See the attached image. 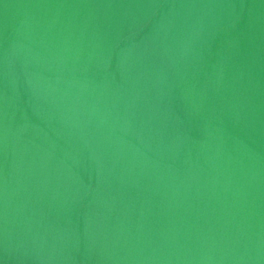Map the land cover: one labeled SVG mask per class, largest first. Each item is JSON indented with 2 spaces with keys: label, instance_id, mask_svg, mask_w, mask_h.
Returning a JSON list of instances; mask_svg holds the SVG:
<instances>
[{
  "label": "water",
  "instance_id": "95a60500",
  "mask_svg": "<svg viewBox=\"0 0 264 264\" xmlns=\"http://www.w3.org/2000/svg\"><path fill=\"white\" fill-rule=\"evenodd\" d=\"M0 264H264V0H0Z\"/></svg>",
  "mask_w": 264,
  "mask_h": 264
}]
</instances>
